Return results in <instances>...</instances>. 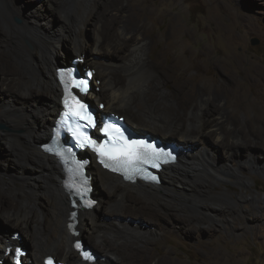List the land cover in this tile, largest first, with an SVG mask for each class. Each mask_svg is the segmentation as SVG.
Returning a JSON list of instances; mask_svg holds the SVG:
<instances>
[{"label":"bare ground","instance_id":"6f19581e","mask_svg":"<svg viewBox=\"0 0 264 264\" xmlns=\"http://www.w3.org/2000/svg\"><path fill=\"white\" fill-rule=\"evenodd\" d=\"M56 1V8L50 7V11L46 9V12L22 13L23 23L15 27L17 57L14 58L10 52H0V85L20 100L17 105L6 99L7 103H10L8 106L13 108V113L18 115V122L15 124L26 127L23 134L16 135L17 143L24 152V160L21 165L19 164V173L31 181L30 184L27 183L23 194L11 191L0 183V221L5 227L4 231H0V257L11 260L12 252L5 256V249L20 242L12 239L9 233L10 227L15 226L22 229L24 237L21 239L30 246L29 252L23 257L24 264H43V258L49 251L54 253L58 251L57 260L66 264H91L82 260L73 247L75 236L68 226L70 212L73 209L64 188L62 166L42 149V145L48 141L51 126L60 110L61 92L56 79L58 65L55 66V63L59 62L57 55L68 56L75 51L85 54H71V59L83 56L84 63L87 61L95 69L91 88L86 94L87 98L97 97V101L102 100L101 92H95L100 84L107 99L108 109L126 107L131 113L134 127L161 132L163 136L171 139L169 142L166 141L167 143H175L180 150L179 157L173 164H164L165 167L161 172L168 169L165 173L166 180L164 182V177L160 175L158 183L125 181L118 174L102 167L91 155L88 172L92 175L100 199L91 210L89 209V212L78 211L76 229L79 230V234L83 229L90 238L91 244L101 251L94 264H111L112 259L119 264H171L170 259L160 258L157 261L153 257L151 248L141 245L158 235L171 234L184 239L185 235L193 233L196 236L201 228L203 229L201 225H190L191 219L183 207L177 205L189 201V192L187 193L183 188L186 184L185 178L192 173L202 174L201 170L191 165L192 160L196 158L195 151L192 150L193 144L201 138L211 136L210 144L222 145L231 157L242 147L258 149L264 157V146L256 142H240L236 130H231L233 143L227 142L230 129L226 125L230 115L225 105L221 104L223 97L218 93L208 96L203 94L196 104L187 108L186 105L185 108H181L172 103L166 85L172 80V74L178 65H182V57H191L190 52L183 49L175 55L174 61L165 63V57L170 55L171 50L159 44V37H164V40L171 38L173 35L171 27H175L176 22L174 19H169L160 34H153L149 33L145 18L139 19V22L131 19V12L133 14V11L140 7L134 0H128L125 5L117 0ZM144 8L149 12L152 7L146 4ZM57 9L64 14L58 17L59 23L54 24L53 18L57 19ZM16 11H19V7L15 3L8 4L0 0V17L3 22L8 23ZM109 18L111 22H107ZM87 22L91 23L93 29V39L89 42L84 38ZM71 23L79 26L75 36L69 39L63 38L59 33L60 29L63 30ZM186 30L184 27L175 28V32L188 36ZM220 36L224 39V57L227 60L220 62L217 58L210 59L206 63L197 64L198 70H214L216 75L227 77L231 82L236 83V90L253 83L260 85L255 101L260 99L264 102V68L257 70L255 67L245 66L249 60L242 54L232 53L230 46L238 43L240 39L234 35ZM24 40L29 41L30 48L25 47ZM168 45L175 47L172 41H169ZM198 52L205 55L208 49H201ZM234 68L235 73L242 77L244 82L239 83L231 71ZM9 84L12 85L10 89L7 87ZM39 93L44 94L41 101L35 99ZM257 101L259 106L261 102ZM171 103L173 104L171 108H164ZM0 104L4 105L3 101ZM243 106L247 107L244 104ZM110 111L117 113L114 110ZM162 113L167 114V118L162 116ZM42 115L44 118L39 122V117ZM123 120L127 121L125 117ZM126 124L128 125L127 122ZM150 136L159 139L158 135L151 133ZM204 148L210 153L215 152L210 145H205ZM244 155L245 157L235 166L236 169L246 166L264 175V163L258 164V153L246 150ZM212 160L215 161V158L213 157ZM223 168L226 171L230 170L227 166ZM210 172L209 174L213 176L214 173ZM200 177L196 176L197 179ZM235 182L250 181L236 178ZM41 191L46 193L47 210H43L40 206ZM248 198L252 202H261L264 199L256 194L246 199ZM102 202L104 208L113 216L111 221L98 218L96 209ZM193 205L206 215L216 214L220 209L215 203H197L195 200ZM133 216L144 218L152 223V226L140 229L130 221ZM79 225L81 226L78 227ZM129 239H134L135 242L126 246L125 242Z\"/></svg>","mask_w":264,"mask_h":264},{"label":"rangeland","instance_id":"374dc122","mask_svg":"<svg viewBox=\"0 0 264 264\" xmlns=\"http://www.w3.org/2000/svg\"><path fill=\"white\" fill-rule=\"evenodd\" d=\"M1 1L7 2L8 4L15 3L19 7V11L13 13L8 23L3 22L0 17V52H10L15 58L17 57L15 48V27L23 23L22 13L46 12V9L50 11V7L56 8L57 1ZM117 1L122 5L128 2V0ZM134 1H136L140 7H138L136 11H133L135 14L131 12V19L139 22V19L145 18L149 33L160 34L167 26L170 18L176 21L175 27H171L173 35L170 39L164 40V37H159V44L171 50L170 55L165 57L166 64L174 61L175 55L179 54L183 49H187L191 54L190 58L186 56L182 57V65H178L172 74V80L166 85L167 92L171 95L172 103L181 108H185L186 105L187 108L196 104L199 97L203 94L204 96H208L213 93H218L223 97L221 101L223 103L221 104L225 105V109L229 111L230 115L228 125H226V127L230 129L227 134V142L233 143L231 141V136L233 135L231 130H236L237 133H239L240 142H256L260 146H264V102L257 99L261 102V104L257 106V100L255 101L261 86L253 83L252 85L240 87V89L236 90L237 84L231 82L227 77L216 75L212 69L208 71H199L197 68V64L206 63L213 58H217L220 62L227 60L224 57L225 43L223 42L224 39L220 36L222 34L234 35L240 39L238 43L231 44L230 46L233 51L232 53L242 54L249 60V62L246 61L247 65L245 66L255 67L257 70L264 68V0ZM145 3L150 4L152 7L149 9V12L144 8L146 5ZM56 12L57 19L56 17L53 18L54 24H56V22L58 24L60 21L58 17L64 14V12L59 11V9H57ZM125 14H127V12H125ZM66 15L68 16V14ZM110 20V18L107 19V22H111ZM78 27L76 23H71V25L68 24L63 30L60 29L59 33L63 38L69 39L75 36ZM183 27L187 29L186 33L188 36H184L180 34V32L177 33V31L175 32V28L182 29ZM92 31L91 23H85L84 38L87 42L93 39ZM254 40L258 42L253 44L252 42ZM169 41L174 42L175 47H169ZM24 45L26 48L31 47L28 40H24ZM201 49H208V52L205 55H201L198 52ZM71 54L77 55L85 53L72 51L68 56L58 54L57 57L59 56L60 58L58 57L57 59L61 63H69L71 61ZM91 63L95 64L92 61ZM80 65L92 66L87 61L79 64V66ZM55 66H57V63H55ZM231 71L238 79L239 83L244 82V79L235 73V68ZM179 84L182 85L179 86ZM11 86L10 84L7 85L9 89L12 88ZM98 86L99 89L95 90V92H101L102 94L104 90L100 87V84H98ZM6 89L7 88L0 85V102L3 101L4 103V105L0 104V125H3V127L0 126V183L11 191H17L23 194V191L26 190L27 185L30 184L31 181L19 173L20 165L24 160V152L17 143L16 135L23 134L26 127L25 125L15 124L18 122V115L13 113V108L8 106L10 103H7V100L9 99L17 105L20 103V100L18 98L16 99V97ZM37 95L35 99L38 101L44 98L43 93ZM88 98L90 100H95V104H97V97ZM100 102L102 101L100 100ZM172 103L170 106H165L164 108H171L173 106ZM243 104L247 107L243 106ZM110 110H114L117 114L124 116L128 126L138 132H150L153 135H158L165 141L171 140L163 136L161 132L134 127L135 123L131 121V113L126 107L111 108L108 110L103 108L102 112H113ZM161 115L167 118V114L162 113ZM43 118V115L40 116L39 122H42ZM209 141H212L211 136H207L204 139L201 138V140L195 142L196 144H193L192 150L195 151L197 159L194 158L191 165L201 170L200 173L202 174L193 175L194 173H192L191 176L189 175L188 178H185L186 184L183 188L187 193L189 192V201L188 203L177 204L183 207L186 214L191 219L189 221L190 225H201L203 229L201 228L196 236L193 233L192 235H185L184 239L171 234L166 236L158 235L152 239H148V241H144L141 246H149L153 253V257L157 261H159L160 258H164V260L170 259L171 264H264V199L261 202H252L250 198L246 199L253 194L264 198V175L250 170L246 166H243L241 169H236L235 167L238 165V161L245 157L244 154L246 150H250L255 154L258 153V164L264 163V157L260 154V150L255 148L252 150L253 148L251 147H242L231 157L222 145L214 146L210 144ZM205 145L213 147L215 152L210 153L207 149L204 150ZM213 157L215 161L212 160ZM208 160L210 162H208ZM209 164L211 165L210 167L208 166ZM224 166H227L228 170H230L226 171V169L223 168ZM166 170L168 171V169ZM166 170L163 173L161 172V177H164V182L166 180ZM209 172L211 174L214 173L213 176H211ZM196 176L201 177L197 179ZM214 177H218L219 179ZM236 178L241 180L248 179L250 182L236 183ZM92 183L94 185L93 195L99 201V193L97 189H95V182L93 180ZM99 188L100 187H98V189ZM99 190H101V188ZM41 192L42 195L39 196L40 206L41 208L43 207V210H47L46 193H43L44 191ZM101 192H103V190H101ZM193 200L197 203H215L220 209L216 214L206 215L203 214V212L201 213V211L193 205ZM98 206L99 208L97 207L96 209L97 214H99L98 218L104 221H111L113 216L104 208V203L102 202L98 204ZM87 211L89 212V210ZM138 217L139 216L131 217L130 221L134 222L131 223L139 226L140 229L152 226V223L149 221L142 217ZM133 218L137 220H132ZM0 225V231H4L5 227H3L1 221ZM80 226L81 225L78 227ZM12 229L18 232L21 238L24 237L22 229L15 226L10 227V236L12 234ZM78 238L85 240L87 244L98 253L101 252L97 247L91 244L90 238H88L87 233L84 232L83 229L78 235ZM19 241L18 245H25L27 247V252H29L30 246L24 243L22 239ZM133 242H135L134 239L126 240L125 245L127 244L126 246H128ZM47 254L54 255L56 259L59 257L58 251L55 253L49 251ZM5 262L11 264L10 258H6ZM111 264H119V262L112 259Z\"/></svg>","mask_w":264,"mask_h":264},{"label":"clouds","instance_id":"9594fccd","mask_svg":"<svg viewBox=\"0 0 264 264\" xmlns=\"http://www.w3.org/2000/svg\"><path fill=\"white\" fill-rule=\"evenodd\" d=\"M74 59H81L80 61H77V62H75L74 64H75V66L81 71V72H85L86 70H93V76L95 75L94 74V72H95V69L94 68H92V67H88V66H86V65H80L79 66V64H82L83 62H84V58L83 57H75V58H73V59H71V61L69 62V63H65V66H58L57 68H56V79H57V82H58V77H57V73H58V70L59 69H62V68H66V67H70L71 66V64H73V60ZM92 76V77H93ZM58 84H59V82H58ZM59 86H60V84H59ZM60 92H61V87H60ZM61 97H62V93H61V95H60V100H59V104H60V110H61V108H62V105H61ZM83 99L85 100V99H88L89 100V104H91V103H95L94 101H92V100H90L89 98H87V95L85 94L84 96H83ZM86 101V100H85ZM87 102V101H86ZM97 103H102V102H97ZM103 104V103H102ZM104 105V104H103ZM104 108V107H103ZM60 110L58 111V113L60 112ZM103 110V109H102ZM102 110H101V112H102ZM58 113L56 114V117H57V115H58ZM103 113V112H102ZM104 114H106V113H104ZM56 117H55V119H56ZM55 119H54V121H55ZM54 121H53V124H54ZM53 124H52V126H51V128L53 127ZM50 131H51V129H50ZM50 133V132H49ZM147 133H150V132H147ZM151 134V133H150ZM50 135V134H49ZM49 138V137H48ZM177 147V146H176ZM178 148V147H177ZM179 149V148H178ZM177 158H178V154H177ZM173 164V163H172ZM162 171V170H161ZM161 171H160V175H161ZM88 174H89V172H88ZM91 175V174H90ZM137 181H140V180H137ZM149 183V182H148ZM94 196V195H93ZM96 199V198H95ZM97 200V199H96ZM13 232H15V231H13ZM12 232V233H13ZM12 235V234H11ZM19 245H21V244H19ZM92 250V249H91ZM93 251V250H92ZM2 258V257H1ZM0 258V259H1ZM98 259V258H97ZM4 261H5V258H4ZM12 262V261H11Z\"/></svg>","mask_w":264,"mask_h":264},{"label":"water","instance_id":"95a60500","mask_svg":"<svg viewBox=\"0 0 264 264\" xmlns=\"http://www.w3.org/2000/svg\"><path fill=\"white\" fill-rule=\"evenodd\" d=\"M257 42H258L257 40H254L252 43H253V44H256ZM73 57H74V55L72 56V58H73ZM58 61H59V60H58ZM57 65H58V66H65V64H64V63H61V62H58ZM86 66L90 67L89 65H86ZM85 100H86L87 102H89L88 99H85ZM0 126L3 127V125H0ZM158 138L160 139L161 143H163V144L167 143V142H166L165 140H163L161 137L158 136ZM168 142H169V141H168ZM170 144L175 145V143H173V142H170ZM175 146H176V145H175ZM179 153H180V150L178 149L177 154H179ZM11 231L13 232L14 229H12ZM83 243H84V246H86V247L92 249V247H90V246L87 244V242H86L85 240H83ZM21 246H23L24 249H27V247H26L25 245L21 244ZM92 250H93V252L96 254L97 257L100 256L99 253H98L97 251H95L94 249H92Z\"/></svg>","mask_w":264,"mask_h":264},{"label":"snow or ice","instance_id":"6c2138e0","mask_svg":"<svg viewBox=\"0 0 264 264\" xmlns=\"http://www.w3.org/2000/svg\"><path fill=\"white\" fill-rule=\"evenodd\" d=\"M142 144H143V142L132 141L130 144L127 145V154L131 155L133 153V151L135 150V148L138 145H142ZM160 151L162 152L163 150H160ZM168 155H171V154L169 153ZM77 247L79 248L80 245L77 244ZM16 252H17V254H19L20 250L17 249ZM85 256H88V254L85 253Z\"/></svg>","mask_w":264,"mask_h":264},{"label":"flooded vegetation","instance_id":"af4514ba","mask_svg":"<svg viewBox=\"0 0 264 264\" xmlns=\"http://www.w3.org/2000/svg\"><path fill=\"white\" fill-rule=\"evenodd\" d=\"M102 95H103V98H102V102H103V104H104V108H106L107 110H108V106H107V99H106V97H105V94H104V92L102 93ZM104 99V100H103ZM92 101H94L95 102V100H92ZM98 102H100V101H98ZM94 105L96 106V107H98V103L97 104H95L94 103ZM103 113H105V112H103ZM107 113H109V112H107ZM98 124H99V122H98ZM92 154H90V153H88V154H80V156H81V158H84V157H89L90 158V160H91V156Z\"/></svg>","mask_w":264,"mask_h":264},{"label":"trees","instance_id":"16d2710c","mask_svg":"<svg viewBox=\"0 0 264 264\" xmlns=\"http://www.w3.org/2000/svg\"><path fill=\"white\" fill-rule=\"evenodd\" d=\"M2 264H7V262L3 261V263H2Z\"/></svg>","mask_w":264,"mask_h":264}]
</instances>
